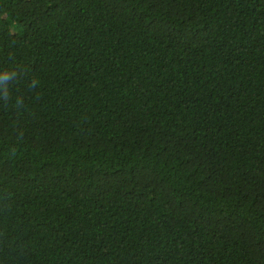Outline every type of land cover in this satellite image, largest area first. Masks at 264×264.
Here are the masks:
<instances>
[{
	"label": "trees",
	"instance_id": "16d2710c",
	"mask_svg": "<svg viewBox=\"0 0 264 264\" xmlns=\"http://www.w3.org/2000/svg\"><path fill=\"white\" fill-rule=\"evenodd\" d=\"M0 264H264V0H0Z\"/></svg>",
	"mask_w": 264,
	"mask_h": 264
}]
</instances>
